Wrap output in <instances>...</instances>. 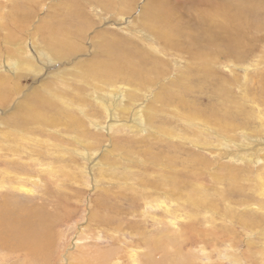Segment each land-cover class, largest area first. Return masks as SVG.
<instances>
[{"label":"rangeland","instance_id":"1","mask_svg":"<svg viewBox=\"0 0 264 264\" xmlns=\"http://www.w3.org/2000/svg\"><path fill=\"white\" fill-rule=\"evenodd\" d=\"M112 1L120 10L123 0ZM136 1L128 18H120L106 4L82 0L90 25L83 24L80 36L66 30L74 29L68 22L75 18L67 0H0V24L15 31L37 68L24 69L19 46L0 40V73L9 83L0 102V201L19 196L20 203L29 200L53 217L51 246L42 257L31 262L24 247L0 248V264H91L97 248L110 253L108 264H132L133 249L142 258L151 251L162 259L171 246L168 252L184 264H264V0H237L260 12L251 17L258 25L247 34L253 41L233 56L223 47L216 54L202 46L199 73L194 53L154 47L155 33L141 29L146 0ZM23 12L27 25L18 31L9 24L21 22ZM115 34L136 40L145 55L163 58L165 72L154 80L143 68L117 73L120 84L112 81L116 86L106 90L82 81V64L97 59L99 43ZM186 72L191 80L181 78ZM139 74L144 80L135 84ZM183 83L202 94V116L215 109L229 117L209 124L168 105L164 93L182 91ZM101 91L110 95L109 109L99 103ZM129 91L137 94L136 109L118 117ZM35 94L45 104L40 108L48 101L55 106L47 107L53 123L31 120L26 102ZM198 186L202 202L183 203L181 193Z\"/></svg>","mask_w":264,"mask_h":264},{"label":"bare ground","instance_id":"2","mask_svg":"<svg viewBox=\"0 0 264 264\" xmlns=\"http://www.w3.org/2000/svg\"><path fill=\"white\" fill-rule=\"evenodd\" d=\"M89 1H91L93 5L101 4L105 6L106 4L108 7H112L114 10L111 13H114V11L122 13L118 15L120 18L127 17V13L131 14L137 6L136 0H123L121 9L115 10V4L112 0ZM67 3L75 8L74 11L70 12V14L73 15V17L75 16V18L68 22L72 27H74V29L66 30L73 31L77 35L82 36L85 31L83 24L87 23L90 25L89 17L84 13L82 0H67ZM191 8L193 11H191ZM196 9L200 10L201 14L199 11L197 12ZM258 11L259 10L250 7L248 2L237 0H146L143 8H141V13L139 12V17L142 20L141 24L145 26V29L141 28L142 26H140V28L149 36L150 31L155 33L157 42H154L153 45L156 49H158V47L164 51L178 49L186 52L185 54L188 53L190 55L194 53L192 56L195 55V58L193 59L201 62L199 66L200 68L198 69L199 73V71H202V55H205V52H202V46L208 47L209 49L212 48L210 49L211 52L216 51V54L220 52L218 48L223 47L226 49L224 50L226 53L233 56L232 54L237 50V48L239 49L247 42L253 41L249 40L250 37H247V34L250 33V30L255 25L258 27V25L252 20L253 18L251 19L252 16L258 17L256 16L260 13ZM20 13L21 10H19L18 14ZM15 15L16 14H9L7 18L13 19L15 18ZM21 17V22L18 19L9 25L15 26L18 31L25 29L27 24L23 21L28 20V15L23 12ZM132 19L135 22H138L136 17H133ZM75 22L76 25H74ZM0 29L5 30L2 32V35H0L2 38L0 40H3L6 43L8 42L12 46L20 45L15 36V31L11 30L10 27L5 24H0ZM246 29H248V31H246ZM133 31L131 32L133 33ZM103 35H105V33ZM133 35L140 41L145 40L142 35L135 33V31ZM113 38L114 39L103 40V42L99 43V54L96 55L97 59L93 58L82 64L84 66L80 67L81 70H79V77L82 81L89 84L91 82L96 83L99 85L100 90H106L107 86H116V84H120L118 80L114 78L117 73L120 75L122 73L129 74L130 72H136V70L143 68V70H149L151 72L153 75L152 79L154 80L157 75L165 72L164 66L166 61L163 58L159 61L158 57L154 54L145 55L146 52L144 49L139 47L136 40L125 37L121 39V36L116 34L113 35ZM100 47H102V51L100 50ZM150 47L152 48V46ZM16 50L21 55V63L19 65L23 66L24 69L26 68L29 72L36 73V62L32 63L30 60L33 56H29L30 58L25 57V49L22 48V44L16 48ZM16 50L14 51L16 52ZM36 52H38V49H36ZM39 53L44 54V56H48V53L44 49H41ZM168 54H170V52H168ZM26 58L28 59L26 60ZM194 70L195 69H193V71ZM181 78H186L188 80L192 79L191 75L187 72ZM142 80L144 79L140 74L139 76L134 77L135 84H141ZM112 81L118 83L113 85ZM102 85L106 87H101ZM8 86V79L4 76V74L0 73V102L3 97L2 95L6 92ZM190 86V83L188 85L183 83L181 86V88H183L182 91L180 89V91L169 90L164 93L162 98L168 105L187 108L189 110V114L184 115L187 119L199 116L209 124H212L210 122L212 119L215 123L222 122L228 114H225L221 118L217 115L218 113L215 109L211 111V114L202 116V109L199 108V105L202 104V94H193V92L189 89ZM109 93L111 94V97L117 95L113 92ZM35 95L36 97L32 96L33 98H29V100L32 101L26 102V104L30 106L27 110H25L31 112V120H37L40 123H53V117H51L50 114L47 115V113L50 111L48 108L52 109L55 106L51 103V101H48V108H40L39 105L42 107L45 104H43V102H39L40 99H38V94ZM101 95L102 97L100 100L103 102L99 100V103L103 105V108L109 109L108 104H110V95H107L103 91H101ZM56 96L60 102H64L58 94H56ZM104 96L109 99L104 101ZM127 96L128 99L126 101ZM136 96L137 94L131 91L127 92L126 96H123L125 99H121L119 107L116 109L120 110L117 114L118 117L124 116L127 112H130L131 114L133 110L136 109V107H133L132 105V100ZM63 106L66 107L65 105ZM57 109H59L58 113L60 114V118L62 113L60 110H62V108L59 107ZM71 114L72 113H70V115ZM206 122L204 125H206ZM229 122L230 121L225 120L226 124ZM127 123L125 125H127ZM128 125L130 126V124ZM199 147L202 149V146ZM173 187L175 188V185H173ZM198 187H200V190L192 187L191 190H186V193L182 192L179 198L184 201L183 203L192 205L199 201L202 202V192L200 193L202 186ZM52 218L53 217L51 215L45 213L43 209L38 208L37 205L30 206L29 200L27 204H22L20 203L19 196L4 195L0 201V248L3 250H21L24 247V249L26 248L30 253V261L34 262L35 257H42L51 246L50 243L52 242L53 235L51 230ZM170 240L172 244L173 240L171 238ZM157 245L158 246H156V248L161 246L160 240ZM171 248L172 246L170 248L168 247V249L163 253L162 259L154 258L151 251L143 253L144 258H142L138 251H134L133 249L132 252L134 253H132L131 256L134 260L132 264H158L163 260L169 264H184V261H179L176 257H174V253L168 252ZM97 249L98 250L95 249L96 251L92 253L91 260L93 259V263L91 264H108L113 262V258H111L109 255L110 253L107 250ZM178 251L180 252L181 250ZM138 257L144 259V261H139ZM115 264H118V262Z\"/></svg>","mask_w":264,"mask_h":264}]
</instances>
